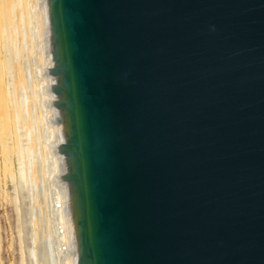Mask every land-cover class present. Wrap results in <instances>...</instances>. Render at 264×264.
I'll return each mask as SVG.
<instances>
[{
	"label": "water",
	"instance_id": "water-1",
	"mask_svg": "<svg viewBox=\"0 0 264 264\" xmlns=\"http://www.w3.org/2000/svg\"><path fill=\"white\" fill-rule=\"evenodd\" d=\"M76 264H264V0H45Z\"/></svg>",
	"mask_w": 264,
	"mask_h": 264
},
{
	"label": "bare ground",
	"instance_id": "bare-ground-1",
	"mask_svg": "<svg viewBox=\"0 0 264 264\" xmlns=\"http://www.w3.org/2000/svg\"><path fill=\"white\" fill-rule=\"evenodd\" d=\"M51 63L46 1L0 0V186L13 193L19 264H76Z\"/></svg>",
	"mask_w": 264,
	"mask_h": 264
},
{
	"label": "rangeland",
	"instance_id": "rangeland-1",
	"mask_svg": "<svg viewBox=\"0 0 264 264\" xmlns=\"http://www.w3.org/2000/svg\"><path fill=\"white\" fill-rule=\"evenodd\" d=\"M11 188L0 186V264H19L16 214Z\"/></svg>",
	"mask_w": 264,
	"mask_h": 264
}]
</instances>
